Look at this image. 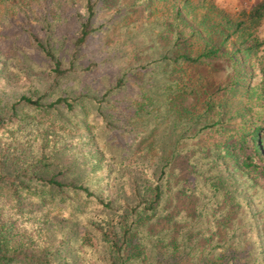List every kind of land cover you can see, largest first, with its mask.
<instances>
[{"label": "rangeland", "instance_id": "obj_1", "mask_svg": "<svg viewBox=\"0 0 264 264\" xmlns=\"http://www.w3.org/2000/svg\"><path fill=\"white\" fill-rule=\"evenodd\" d=\"M249 8V0H0V169L27 159L86 190H57L41 214L20 219L57 234L49 264H110L99 229L115 225L125 201L144 210L135 193L156 183V212L132 239L141 252L130 247L123 264H264V170L237 163L247 153L240 126L258 108L246 87L261 75L254 56L229 57L234 35L216 31L229 32ZM254 34L264 40V19ZM205 40L222 44V56L173 59L196 55ZM234 78L241 86L230 89ZM208 95L225 101L206 110ZM22 96L70 105L34 108ZM8 208L0 202L4 215Z\"/></svg>", "mask_w": 264, "mask_h": 264}, {"label": "trees", "instance_id": "obj_2", "mask_svg": "<svg viewBox=\"0 0 264 264\" xmlns=\"http://www.w3.org/2000/svg\"><path fill=\"white\" fill-rule=\"evenodd\" d=\"M264 19V0H259L251 8L241 14H238L236 20L231 24L229 32H219L222 34V40L228 36L234 35L236 43L234 50L229 54L233 58L236 57L254 56L257 61V68L261 75L258 85L252 88L250 85L246 87L247 97L253 100V105L258 108L252 111L246 123H250L244 129L240 126L238 139H240L239 148L243 145L247 153L237 162L243 168H251L254 170H264V40L258 39L254 34V30L259 26L260 22ZM228 22V19H225ZM87 25L83 24L77 32L76 45L82 44L88 34ZM222 43V42H221ZM222 45V44H221ZM221 45L209 44L204 41L198 53L194 56L187 54L184 51L178 52L173 59L186 62L188 64L198 63L203 59L216 58L222 56L223 51L220 50ZM58 70L57 65L54 68ZM242 71L252 75V71ZM241 86L240 79H233L229 84V88ZM22 103L30 105L34 108H43L45 106L53 107L54 104L64 103L70 105L63 97L57 96L54 101L47 105L41 104L39 98L32 99L30 97L22 96L19 99ZM224 99L214 103L210 95L205 101V109L209 110L211 105L214 107L219 106L220 102L224 103ZM248 107L252 110V105H242V108ZM241 109L243 115L247 111ZM222 114V113H220ZM0 125L2 122L0 120ZM232 146V145H231ZM49 158H46L47 160ZM42 158L38 159L41 162ZM37 163V162H36ZM38 164V163H37ZM41 164L31 165L28 164L27 159H23L20 166H15L13 172H4L0 169V202L7 203L9 213L4 215L0 210V264H9L15 262L16 264H49L50 254L58 250L59 239L56 237L52 228L49 227L45 221H39L34 225H27L20 221V219L33 214H41L42 211L48 207L49 202L54 200L55 191L63 192L70 190L73 193L80 191L86 192L81 186H77L70 180L58 179L55 173L42 174L39 167ZM51 164H43L42 166L48 167ZM50 175V176H46ZM161 186L156 183L154 186L147 185L146 190L140 193L136 191L135 198L141 199L146 206L140 212L130 210L126 201L120 208L115 225L108 224L105 228H100L101 238L104 240V251L106 252L107 260L110 264H123L125 256L129 254L130 247L134 249L130 254L140 253L139 244L132 243L133 236L136 231H140L144 226L141 222L149 213H155L157 209V202L161 199ZM47 190L45 193L44 190ZM52 194V195H51ZM52 206H55L54 204ZM128 211L133 215V225L130 226L128 220ZM149 212V213H148ZM155 216V215H154ZM136 223V224H135ZM102 229V231H101ZM183 237V235H181ZM58 239V240H57ZM176 237H172L170 252H174ZM138 246V248H136ZM173 253H169L172 255ZM212 264H216L212 262Z\"/></svg>", "mask_w": 264, "mask_h": 264}, {"label": "crops", "instance_id": "obj_3", "mask_svg": "<svg viewBox=\"0 0 264 264\" xmlns=\"http://www.w3.org/2000/svg\"><path fill=\"white\" fill-rule=\"evenodd\" d=\"M259 0H249V2H250V8H251V6H253L256 2H258ZM249 8V9H250Z\"/></svg>", "mask_w": 264, "mask_h": 264}]
</instances>
